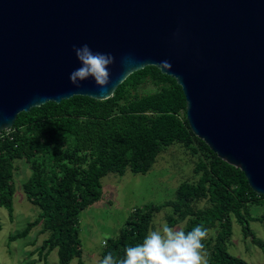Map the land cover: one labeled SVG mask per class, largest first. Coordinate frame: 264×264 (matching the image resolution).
<instances>
[{
	"label": "water",
	"instance_id": "obj_1",
	"mask_svg": "<svg viewBox=\"0 0 264 264\" xmlns=\"http://www.w3.org/2000/svg\"><path fill=\"white\" fill-rule=\"evenodd\" d=\"M85 43L115 57L103 92L69 80ZM149 65L182 87L193 133L264 195V0H0V132L50 101L109 99Z\"/></svg>",
	"mask_w": 264,
	"mask_h": 264
},
{
	"label": "trees",
	"instance_id": "obj_2",
	"mask_svg": "<svg viewBox=\"0 0 264 264\" xmlns=\"http://www.w3.org/2000/svg\"><path fill=\"white\" fill-rule=\"evenodd\" d=\"M146 83L155 90L140 92ZM186 107L176 79L149 65L130 74L109 99L76 95L21 112L11 132L0 137V208L13 217L16 162L25 160L33 174L24 189L40 213L10 240L26 238L42 224L41 231L48 236L37 248L41 256L46 258L57 249L58 264L75 259L85 264L79 215L101 198L102 178L127 169L146 173L164 147L180 142L199 153L195 163L199 178L182 184L177 198L167 203L174 208L169 226L182 219L185 232L196 225L210 229L203 242L208 264H248L229 250L234 216L244 236H251L264 252V241L250 224L264 220L250 212L251 206L264 204V195L252 189L242 170L218 157L193 133ZM203 200L207 205L200 207ZM160 209L157 205L136 209L120 233L105 242L102 258L109 252L123 258L127 247L142 243Z\"/></svg>",
	"mask_w": 264,
	"mask_h": 264
},
{
	"label": "rangeland",
	"instance_id": "obj_3",
	"mask_svg": "<svg viewBox=\"0 0 264 264\" xmlns=\"http://www.w3.org/2000/svg\"><path fill=\"white\" fill-rule=\"evenodd\" d=\"M154 90L152 83L140 87L142 93ZM199 159L197 150L191 151L182 143L174 142L162 149L146 173H135L127 169L124 174L110 172L105 175L102 178L101 198L79 215L82 258L85 264H100L105 242L120 233L136 209L161 206L152 218L149 232L168 224L174 208L167 203L177 198L182 184L198 180L195 163ZM16 165L13 217L6 208H0V264H58L57 249L46 258L37 250L48 236V233H42V224L36 226L28 237L10 240V235L22 231L40 213L39 206L28 199L24 189L33 170L25 160H18ZM198 205L205 206L207 201L203 200ZM250 212L255 217H263L264 204L251 206ZM250 224L255 236L264 241V220H253ZM171 227L184 230L186 220L178 219ZM229 250L248 264H264L263 250L253 242L251 236H244L242 226L234 216ZM71 264H77V260H73Z\"/></svg>",
	"mask_w": 264,
	"mask_h": 264
},
{
	"label": "clouds",
	"instance_id": "obj_4",
	"mask_svg": "<svg viewBox=\"0 0 264 264\" xmlns=\"http://www.w3.org/2000/svg\"><path fill=\"white\" fill-rule=\"evenodd\" d=\"M80 66L69 74L70 82L79 87L80 82L89 78L103 92L110 83V66L115 57L110 53L94 52L88 44L73 46ZM129 62L128 58L124 63ZM170 67L168 62H164ZM210 229L196 225L190 231L163 224L150 231L143 242L125 249L123 258L111 252L105 255L100 264H208L207 252L203 243L209 237Z\"/></svg>",
	"mask_w": 264,
	"mask_h": 264
},
{
	"label": "built area",
	"instance_id": "obj_5",
	"mask_svg": "<svg viewBox=\"0 0 264 264\" xmlns=\"http://www.w3.org/2000/svg\"><path fill=\"white\" fill-rule=\"evenodd\" d=\"M10 132H11V129H8L7 132H6L5 134H4L3 131H2V132H0V137H1V138H4V136H5L6 134H9Z\"/></svg>",
	"mask_w": 264,
	"mask_h": 264
}]
</instances>
